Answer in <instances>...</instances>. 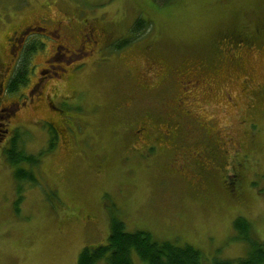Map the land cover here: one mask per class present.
Here are the masks:
<instances>
[{"label":"rangeland","instance_id":"1","mask_svg":"<svg viewBox=\"0 0 264 264\" xmlns=\"http://www.w3.org/2000/svg\"><path fill=\"white\" fill-rule=\"evenodd\" d=\"M35 22L65 48L40 110L0 121L34 159L30 181L0 155V264H76L113 218L205 264L245 256L238 217L264 240V0H0V66Z\"/></svg>","mask_w":264,"mask_h":264},{"label":"trees","instance_id":"2","mask_svg":"<svg viewBox=\"0 0 264 264\" xmlns=\"http://www.w3.org/2000/svg\"><path fill=\"white\" fill-rule=\"evenodd\" d=\"M155 1L165 4L171 0ZM136 25L138 29L144 28L140 21H137ZM33 50L29 48L21 56L10 88H15L24 82L28 60ZM21 147L22 144L14 137L12 147L5 151L6 160L11 166L16 167L14 174L18 179L34 181L32 172L17 167L22 163L30 165L34 163V159L30 155H25ZM233 229L236 237L248 246L247 253L236 260L214 259L211 264H264V240L256 241L252 238L250 224L238 217L233 221ZM132 251L146 264H205L206 261L198 249L188 244L179 246L169 241H156L145 231L127 232L124 223L113 218L110 222L107 242L104 245L83 248L76 264H133Z\"/></svg>","mask_w":264,"mask_h":264},{"label":"flooded vegetation","instance_id":"3","mask_svg":"<svg viewBox=\"0 0 264 264\" xmlns=\"http://www.w3.org/2000/svg\"><path fill=\"white\" fill-rule=\"evenodd\" d=\"M20 30V31H19ZM18 31V32H16ZM11 32V34L6 39L8 49L7 54L9 57L8 63H1L0 68V121H5L9 124L12 123V118L15 115V111H39L42 107V100L46 98L45 91L46 89L43 87L44 82L47 79H54V76L58 75L56 71V62H59L62 53H60V49L65 48L64 45L54 44L57 41L65 40V36L59 35V29H54L53 31H46L44 27H42L39 22H35L33 24L24 26L20 29H16ZM55 33V34H54ZM57 33V34H56ZM55 37V38H54ZM81 45H95L97 36L94 34L93 29L90 26L86 27V31L81 34ZM43 39H47L51 43V49L49 51V55L43 60V66L36 67L31 65L32 56L41 52V48L45 44ZM32 48L34 49L29 57V65L27 67V75L24 79L23 83L18 84L15 88H10V83L15 79V70L19 66L20 58L24 54V52ZM66 51V50H64ZM66 52H70L68 49ZM72 52V51H71ZM15 98V99H14ZM128 99L130 102H133L134 95L133 93L129 94ZM182 104V102H181ZM52 109L51 101L46 104V107ZM129 107H127V110ZM123 110L127 111L126 108ZM162 111H167V109L163 108ZM188 111V110H185ZM180 116L183 117L182 112H178ZM189 120V115L185 113L184 115ZM169 119V117H166ZM40 121H44L39 119ZM49 124L53 129L54 126L49 122H45ZM14 125V123H12ZM165 130L163 133H169L170 131H179L177 124L175 121L166 122ZM192 126L193 124H188ZM3 129H0V155L2 152L9 150L12 147V143L14 140V132L17 130L19 126H13L11 129L6 127V124ZM192 129L186 135L187 138L191 136ZM168 136V135H167ZM168 138H174L168 136ZM14 170L16 169L15 166ZM189 168V167H188Z\"/></svg>","mask_w":264,"mask_h":264}]
</instances>
